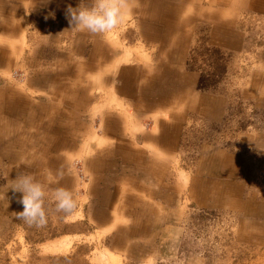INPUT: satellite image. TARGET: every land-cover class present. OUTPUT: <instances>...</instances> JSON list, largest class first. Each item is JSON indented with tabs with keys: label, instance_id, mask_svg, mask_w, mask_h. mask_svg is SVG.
Here are the masks:
<instances>
[{
	"label": "rangeland",
	"instance_id": "obj_1",
	"mask_svg": "<svg viewBox=\"0 0 264 264\" xmlns=\"http://www.w3.org/2000/svg\"><path fill=\"white\" fill-rule=\"evenodd\" d=\"M144 1L147 7L163 3L172 9V15L176 7L175 16L186 41V60L181 66L198 76L192 95L175 93V107L158 111L153 126L148 119L144 124V117H136L123 105L114 82L125 61L130 65L139 61L143 66L153 62L151 51L139 47V22L146 19ZM210 2L130 0L124 23L112 33L100 35L115 53L125 51L124 62L106 61L88 44L78 52L73 43H45L36 35L33 42L15 45L17 58L1 60L0 87L17 85L24 90L33 85V98L41 105L60 92L48 87L58 84L67 90L65 96L74 97L71 90H77L86 105L80 115L79 107L70 106L72 102L34 109L45 127L41 122L31 129L33 136L17 133L0 141V264H264V219L246 221L241 213L200 210L186 196L190 178L197 175L202 154L210 147L243 156L247 161L243 180L251 191L264 195V11H253L251 0ZM197 97L199 106L207 97L211 102L223 101L221 120L189 110ZM128 110L135 118L131 117L130 138L117 140L110 135L106 139V127L113 126L115 114L126 116ZM168 112L183 120L177 154L153 158L161 161L166 181L177 183L180 214L172 231L138 219V213L133 212L138 209H131L129 196L125 199L128 180L120 166L118 173L109 172L108 181L106 171L91 168L111 147L132 145L139 149L142 141L135 136L145 130L136 131L134 124L158 131L157 117L167 121ZM43 127L64 131L66 144H80L77 151L72 147L57 152L56 134L45 138ZM74 127L81 129V140L73 135ZM150 150L152 154L156 151ZM59 170L62 176L57 175ZM19 174H30L45 185L48 222L43 227L29 226L13 215L24 210L18 203L23 194L11 189ZM57 187L74 192L78 207L69 219L54 210L51 193ZM107 189L111 192L107 202L116 198L117 215L108 227L99 222L101 216L96 212L107 205L99 204V196L104 200Z\"/></svg>",
	"mask_w": 264,
	"mask_h": 264
},
{
	"label": "crops",
	"instance_id": "obj_2",
	"mask_svg": "<svg viewBox=\"0 0 264 264\" xmlns=\"http://www.w3.org/2000/svg\"><path fill=\"white\" fill-rule=\"evenodd\" d=\"M209 1L218 5L220 0ZM251 1L249 6L253 11L262 9L264 11V0ZM82 2L90 3L89 0H0V62L4 59L17 58V52L14 50L15 45L32 41L31 38L34 35L40 37L41 41L43 40L42 42L45 43H73L74 49H77L78 52H82L84 46L88 44L102 57L104 56L106 61L110 60L113 63L116 59L124 62L127 56L125 51L115 53L113 48L103 41L102 36H94L87 31L72 30L65 15L66 9L69 5L77 8ZM146 5L147 3L144 1L143 13L146 15V19L143 18L139 22L142 37L139 47L144 51H151L150 59L153 62L143 66L139 61L133 65L125 61L118 70L114 82L118 84L115 89L119 88L116 94L120 96L117 98L124 101L123 105H128L129 110L136 117H144L142 120L144 124L148 119L149 124L153 126L154 116L158 111L162 112V108L175 107V102L172 101V99L176 100L175 93L181 91V93L192 95L193 91L197 89L198 76L193 73L188 74L181 66L186 60V41L184 31L180 30L182 25L179 24L178 18L175 16L176 7L173 9L172 15V9L163 3L151 7ZM148 8H151V11ZM138 13H140L139 10ZM2 69L3 67L0 70ZM48 87L60 90V92L54 96V99H48V102L41 103L42 106L37 105L33 98L35 90L33 85H28V88L24 90L18 89L17 85L0 87V141L17 133L33 136L31 129L41 122L45 127L40 115L34 110L37 108L66 106L65 103L72 102L70 106L79 107L80 115L86 101L77 90H71L74 93L73 97L72 95L65 96L63 92L67 93V90H61V85ZM28 93L31 95L29 96ZM262 100L264 101V98ZM193 102L188 109L198 111L200 115L208 119L214 120L215 118L220 121L225 113V103L221 100H212L211 102L207 97L202 99V105L199 106L197 97ZM129 110L126 116L115 114L113 126L106 127L105 133L106 136H109L106 139L111 136L117 140L125 137L130 138L127 133L132 130L129 127L133 121L131 119L134 117ZM168 115L167 121L157 117L158 131L155 132L151 131L149 127L139 125V123L134 124L133 127L136 128V131L140 128L143 129V132L145 130L142 135L138 131L140 133L135 136L142 141L141 147L139 145V149H134L132 145H122L115 149L111 147L105 152V155H99L91 163V168L95 169L96 166L97 169L106 171L107 181L109 172L118 173L123 170V174L128 180L125 199L129 196L130 199L127 200L132 206L131 209H138V211H133L138 213V219H147L146 222L151 223L149 226L161 224L160 227L164 225L166 230L172 231L177 226L180 214L177 183L172 182L171 179L166 181L167 173L163 176L161 161L158 159L155 161L153 158L159 154L169 156L177 154L178 133L182 128L183 120L172 115V112H168ZM44 127L42 132L47 135L44 136L45 138H48V134L49 136L53 133L56 134L53 137L57 140L56 144L59 143L57 152H63L72 147L77 151L80 144L77 142H74L73 145L66 144L65 141L68 137L64 131L55 129L53 131L50 130V127ZM73 132V135L80 137L81 140V129L77 130L74 127ZM148 146L156 150L154 154ZM245 162L247 161L243 156L229 150L213 147L204 150L198 173L190 178L191 181L187 186V190H189H186L187 198L200 210L231 211L235 214L241 213L242 219L246 221L250 219L262 221L264 219V195L251 191V187L243 180ZM162 176L165 177L163 180H161ZM116 193L117 191L114 190L112 196L114 197ZM110 194L111 192L107 189L104 191V195H106L104 200L99 196V204L107 203V205L105 208L96 209L99 217L101 216L99 222H103L106 227L117 218L115 215L116 198H113L112 202H107ZM153 220L156 223H153Z\"/></svg>",
	"mask_w": 264,
	"mask_h": 264
},
{
	"label": "clouds",
	"instance_id": "obj_3",
	"mask_svg": "<svg viewBox=\"0 0 264 264\" xmlns=\"http://www.w3.org/2000/svg\"><path fill=\"white\" fill-rule=\"evenodd\" d=\"M130 0H91L90 3L82 2L79 7L71 5L66 9V18L72 30L87 31L92 35H107L124 23ZM58 176L63 175L59 170ZM15 192L22 193L18 203L24 210L13 215L29 226L43 227L48 222V213L45 209V185L34 179L30 174H19L12 181ZM52 201L55 212L62 213L64 219L71 218L77 211V201L71 189L57 187L52 190Z\"/></svg>",
	"mask_w": 264,
	"mask_h": 264
}]
</instances>
